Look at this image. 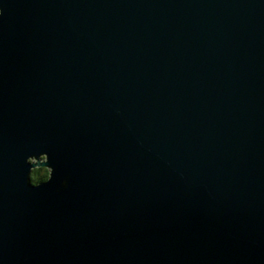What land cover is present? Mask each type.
<instances>
[{
	"label": "water",
	"instance_id": "1",
	"mask_svg": "<svg viewBox=\"0 0 264 264\" xmlns=\"http://www.w3.org/2000/svg\"><path fill=\"white\" fill-rule=\"evenodd\" d=\"M0 7V264H264V0Z\"/></svg>",
	"mask_w": 264,
	"mask_h": 264
},
{
	"label": "clouds",
	"instance_id": "2",
	"mask_svg": "<svg viewBox=\"0 0 264 264\" xmlns=\"http://www.w3.org/2000/svg\"><path fill=\"white\" fill-rule=\"evenodd\" d=\"M4 13L3 7H0V16H2ZM41 159L47 161L49 157L47 155L42 156ZM26 163L32 165V164H37V160L35 156H28L26 158ZM45 173L47 174L45 176ZM54 173V169L50 165H46L44 167H31L28 172V182L32 186H40L42 183L49 182L52 179ZM61 184L64 187L68 186V179L65 178L63 181H61Z\"/></svg>",
	"mask_w": 264,
	"mask_h": 264
},
{
	"label": "trees",
	"instance_id": "3",
	"mask_svg": "<svg viewBox=\"0 0 264 264\" xmlns=\"http://www.w3.org/2000/svg\"><path fill=\"white\" fill-rule=\"evenodd\" d=\"M39 167H44V166H39ZM47 174L45 173V176H46Z\"/></svg>",
	"mask_w": 264,
	"mask_h": 264
}]
</instances>
